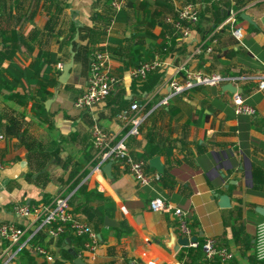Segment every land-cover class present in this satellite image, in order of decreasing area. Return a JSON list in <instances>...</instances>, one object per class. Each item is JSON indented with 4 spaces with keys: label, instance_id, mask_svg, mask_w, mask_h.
<instances>
[{
    "label": "crops",
    "instance_id": "crops-1",
    "mask_svg": "<svg viewBox=\"0 0 264 264\" xmlns=\"http://www.w3.org/2000/svg\"><path fill=\"white\" fill-rule=\"evenodd\" d=\"M110 1L0 0V223L24 221L11 211L14 201L30 203L69 193L77 215L97 237L92 257L81 258L86 264H203L199 246L172 250L182 236L175 216L171 210L147 206L159 193L170 206L188 211L198 241L213 236L230 250V264H264L253 255L255 225L264 218V87L258 88L254 79L230 82L254 107L255 113L247 115L234 113L233 92L221 88L229 81L193 80L184 86L185 70L200 76L264 74V0H189L197 4L199 16L185 36L174 22L177 9L188 0H130L129 6L121 0L116 9ZM122 8L125 19H114ZM229 10L234 21L217 28ZM250 24L256 29H249ZM231 25L241 26L240 41L230 33ZM165 34L169 41L162 49ZM98 47L108 52L109 67L119 79L92 108L75 109L71 101L84 85L88 52ZM71 50L68 76L59 82L56 63L67 61ZM153 55L161 61L153 72L143 79L129 78L135 61ZM39 59L42 64L34 75L44 66L58 70L50 72L56 84L44 86L43 99L36 93L37 81L21 77L15 84L5 70L8 62L22 68ZM171 78L182 85L175 93ZM164 95L167 103L154 107L139 133L126 140L128 151L143 158L148 171H158L148 162L157 156L159 179L138 187L126 170L114 165L110 178L91 170L95 148L90 122L97 120L118 135L121 127L113 117L117 108L143 98L150 106ZM77 176L80 187L70 189V180ZM92 189L114 202L104 215L114 224H104L93 212L101 200L88 196ZM220 194L228 196L226 205ZM119 225L130 231L117 233ZM44 241L52 259L27 250L33 264L58 259L60 264H74L69 237ZM13 261L29 264L20 255Z\"/></svg>",
    "mask_w": 264,
    "mask_h": 264
},
{
    "label": "built area",
    "instance_id": "built-area-1",
    "mask_svg": "<svg viewBox=\"0 0 264 264\" xmlns=\"http://www.w3.org/2000/svg\"><path fill=\"white\" fill-rule=\"evenodd\" d=\"M217 1V0H215ZM121 0H111L110 5L116 9ZM199 9L195 2L186 1L177 9V18L174 22L175 29L180 34L189 33L192 24L197 21ZM233 10L228 11L224 21L217 25V28L225 22L234 21ZM242 28L238 25H231L230 33L238 41L242 38ZM169 41L168 34L164 35L165 49ZM214 41V38H212ZM109 54L103 48H94L89 52L87 75L81 90L74 95L71 101L72 107L78 110L90 109L95 104L103 100L113 89L119 77L114 74L108 64ZM161 61L159 55H153L151 58L138 61L128 70V76L132 79H143L150 72L154 71ZM61 64L56 63V68L60 69ZM183 68L178 65L177 69ZM245 79H254L258 88L264 87L263 75H239L222 76L218 73H211L200 76L199 73L185 70L184 86H189L192 81H199L205 84H215L219 82H234ZM171 93L179 91L182 87L175 78L169 80ZM168 95L162 96L159 100L149 106L147 98L141 100H132L127 105L120 107L114 113V119L121 127V133L118 135L107 131L97 120H92L89 126L90 140L95 148L93 155L94 162L91 170L101 172V165L111 161L120 171H127L135 181L138 187L150 186L151 182L157 181L160 177L158 171H148L145 168V160L141 157L133 156L127 148L126 140L130 136H136L139 133L141 123L147 118L150 112L157 105L166 104ZM231 105L234 113L253 115L255 109L247 104L239 92L234 91L231 97ZM147 206L155 211H170L176 218L175 227L178 233L187 237V245H199L204 257L209 260V264H230L232 256L230 250L219 245L215 237L207 236L201 241L190 239L194 235L193 229L188 223V211L177 206H170L165 197L159 193L154 194L148 200ZM11 211L24 219L22 223L3 221L0 223V264H13V260L20 248H25L35 257H41L51 260L52 256L48 248L34 237L42 234L43 238L57 237L66 232L75 237H83L80 248L75 256L80 258L92 257L91 253L96 245L97 237L88 225V223L79 217L76 212H72L69 206V193H57L46 199L23 202L14 201L11 203ZM43 239V240H44ZM253 255L256 260H264V218L258 221L254 229ZM133 264H138L134 262Z\"/></svg>",
    "mask_w": 264,
    "mask_h": 264
},
{
    "label": "trees",
    "instance_id": "trees-1",
    "mask_svg": "<svg viewBox=\"0 0 264 264\" xmlns=\"http://www.w3.org/2000/svg\"><path fill=\"white\" fill-rule=\"evenodd\" d=\"M106 1L108 2L109 0H106ZM109 4H110V2H109ZM114 19H125L123 8L117 10L116 14L114 15ZM249 26H250L249 29H251V30L256 29L251 24ZM131 57H133V56L131 55ZM133 59H134V57H133ZM138 59L140 60L141 58H138ZM143 59H141V60H143ZM53 60L55 61L56 59L53 58ZM41 64H42V61L39 59V60H35L34 62H32V64L30 66L20 68L17 65H15L13 62H8V64L5 66V70L8 74L11 75L13 83H15V82L17 83L18 79H20L21 77H23L25 80L32 82V83L37 81V83H39V87L36 90V93L40 98L43 99L46 95V93L45 94L43 93L44 86L45 85H53L54 86L56 84V77L54 75H53L54 77L52 75H50V72H54V74H57L58 70L57 69L50 70V67L44 66L45 68L37 76L34 75V73H36L37 70L40 69ZM134 64H136V61L134 62ZM36 66H37V68L35 69ZM122 106H120V107H122ZM119 108H117V110ZM38 115L43 116L40 113H38ZM90 157H91L90 154L86 155V160H88ZM79 180H80V176H77V177L71 179L70 183H69L70 189L77 186V184L79 183ZM79 187L80 186L78 185L76 187V189H78ZM89 195H91L93 198L101 200V203H99L95 207H93V212L97 215V217L100 219V218H103V216L105 214L109 215V211L114 208V205H115L114 202L112 200L104 199L101 192H99L95 189L89 190L88 196ZM70 197H71V195H69L70 210L72 212H76L74 206L71 203ZM188 223H189L190 227L193 229L194 222L192 221L191 217L190 218L188 217ZM128 231H130V228L128 226L119 225L117 233L128 232ZM64 237H69L71 239L74 252H77V250L81 246V242L83 240V237L71 236L70 234H66V232L57 236V238H59V239H63ZM34 239H35V241H38L41 244H44L46 246L45 241L43 240L44 239L43 235L41 233L38 234L37 237L35 236ZM197 246H199V245H197ZM64 254L66 257L70 258V255H68L66 252ZM202 254H203V252H202ZM18 255H20V258L25 256L28 259L29 264H33L32 258L28 255V251L25 248H20L18 251ZM202 261H203V264H209V262H210L209 260H207L204 257V255H202ZM60 263H61V261L59 259L54 260V262H53V264H60Z\"/></svg>",
    "mask_w": 264,
    "mask_h": 264
},
{
    "label": "water",
    "instance_id": "water-1",
    "mask_svg": "<svg viewBox=\"0 0 264 264\" xmlns=\"http://www.w3.org/2000/svg\"><path fill=\"white\" fill-rule=\"evenodd\" d=\"M127 6L130 5V0H127ZM240 17L251 21V18L244 13H240ZM72 54L73 51H70V56L69 59L67 61H64L61 63V67H60V72L57 76V80L59 82H64L68 76V71L69 68L72 64ZM221 88L229 90L231 92L237 91L240 92V87H235L233 84H231L230 82H226L224 84L221 85ZM149 164L154 166L156 168V170H160L159 169V163H158V158L157 156H153L148 160ZM110 166H111V161L107 160L105 161L102 165H101V170L103 171V173L105 174L106 177L110 178L111 177V173H110ZM223 187H226V184L223 185ZM219 199L221 201V203H223V205H226L228 203V196L225 194H220L219 195ZM258 212L262 213V208L260 206H258ZM257 210V208H256ZM103 223L106 225H112L114 224V221L112 219H110L108 216H104L103 217ZM196 236L195 235H191L190 239H195ZM187 237L186 236H179L175 239V245L173 246L172 250H176L178 246H186L187 245ZM71 254L74 256L72 262L74 264H86L85 262H83V260L79 257V256H75L74 251H71Z\"/></svg>",
    "mask_w": 264,
    "mask_h": 264
}]
</instances>
